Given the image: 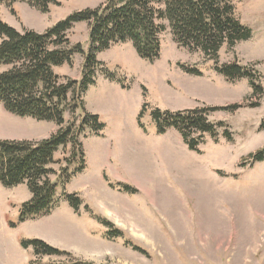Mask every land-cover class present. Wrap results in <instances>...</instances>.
<instances>
[{
    "label": "rangeland",
    "instance_id": "1",
    "mask_svg": "<svg viewBox=\"0 0 264 264\" xmlns=\"http://www.w3.org/2000/svg\"><path fill=\"white\" fill-rule=\"evenodd\" d=\"M107 1L58 0L46 13L26 2H17L15 12L2 4L0 18L20 31L42 33L78 10ZM235 6L253 35L233 48L224 45L219 62L253 65L262 92L254 93L248 78L227 80L202 52L180 46L166 19L158 21L166 28L160 58L153 63L139 57L131 42L99 52L104 64L83 98L86 111L98 114L106 127L100 136L90 130L80 135L86 154L82 172L76 173L78 159L66 160L73 161L71 145L56 152L50 178L58 184L59 202L49 214L19 223L21 205L31 192L26 184L0 183V264H264V160L252 163L250 158L264 148V0H235ZM67 35L71 46L80 44L83 52L54 70L81 79L90 49L89 24L76 23ZM181 64L203 74H189ZM102 69L124 77L128 88ZM230 105L238 107L210 114L223 127L217 138L204 135L201 152L190 150L175 128L158 134L150 114L156 107L178 111ZM18 117L0 103V139L41 140L58 129L52 121ZM65 119L78 124L82 110L66 111ZM226 129L231 140L224 136ZM64 167L70 174L67 183ZM110 181L128 183L138 192L113 188ZM65 193L81 197L79 211ZM97 216L122 229L124 237L110 238ZM23 238L43 239L70 254L34 255L32 248L21 246Z\"/></svg>",
    "mask_w": 264,
    "mask_h": 264
},
{
    "label": "trees",
    "instance_id": "2",
    "mask_svg": "<svg viewBox=\"0 0 264 264\" xmlns=\"http://www.w3.org/2000/svg\"><path fill=\"white\" fill-rule=\"evenodd\" d=\"M17 2L46 13L58 0H0L15 12ZM163 4V7H157ZM166 19L175 41L191 51L202 52L214 61L215 70L229 81L248 78L254 93L262 92L257 83L258 73L253 65L219 62L220 51L224 45L233 48L241 41L252 38V29L243 24L236 14L235 0H109L98 7H86L60 20L45 32L31 29L22 31L10 26L0 18V103L5 109L20 117H32L40 121H52L58 125L56 132L41 140L0 139V183L5 187L26 184L31 197L20 208L19 223L49 214L58 204V184L53 183L52 165L56 163L55 154L61 147H73V161L78 159L76 173L86 168V154L80 135L90 130L94 135H102L106 124L98 114L85 109L84 94L96 83L97 69L104 63L97 54L116 43L131 42L139 57L151 63L161 55V33L165 25L159 20ZM79 22H87L90 27V49L86 56L81 79L60 76L55 67L71 64L75 52H83L80 44L72 47L67 32ZM181 68L194 75L203 71L195 66L181 64ZM108 77L119 80L122 88H128L123 78L108 69H102ZM75 93L73 99L70 94ZM237 105L191 108L178 111L164 110L159 107L150 111L158 134L169 128L180 132L190 150L201 152L199 146L205 134L217 138L218 124L210 120L216 110H234ZM82 110V120L67 123L66 111L76 113ZM147 111V102L142 106L138 123ZM224 136L231 140L227 129ZM252 163L264 160V148L250 155ZM70 180L67 167L63 170ZM113 188L128 193L138 192L128 183L109 182ZM65 200L77 212L83 200L76 193H65ZM97 220L108 228L110 238L124 237V231L107 218L97 216ZM18 223L12 222L11 227ZM134 249L146 253L133 245ZM21 246L32 248L34 255H69L40 238H23ZM30 261L29 264H33ZM75 264H93L80 262Z\"/></svg>",
    "mask_w": 264,
    "mask_h": 264
},
{
    "label": "crops",
    "instance_id": "3",
    "mask_svg": "<svg viewBox=\"0 0 264 264\" xmlns=\"http://www.w3.org/2000/svg\"><path fill=\"white\" fill-rule=\"evenodd\" d=\"M19 117H20V116H19ZM19 117H18V118H19ZM19 119H20L21 121H23V119H22V118H19Z\"/></svg>",
    "mask_w": 264,
    "mask_h": 264
}]
</instances>
